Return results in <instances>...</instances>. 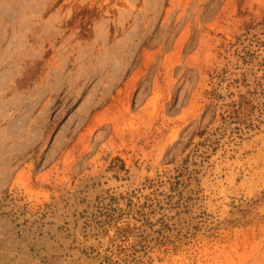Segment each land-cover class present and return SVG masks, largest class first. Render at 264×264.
Listing matches in <instances>:
<instances>
[{
    "label": "rangeland",
    "instance_id": "rangeland-1",
    "mask_svg": "<svg viewBox=\"0 0 264 264\" xmlns=\"http://www.w3.org/2000/svg\"><path fill=\"white\" fill-rule=\"evenodd\" d=\"M244 72L264 0H0V264H264Z\"/></svg>",
    "mask_w": 264,
    "mask_h": 264
},
{
    "label": "trees",
    "instance_id": "trees-1",
    "mask_svg": "<svg viewBox=\"0 0 264 264\" xmlns=\"http://www.w3.org/2000/svg\"><path fill=\"white\" fill-rule=\"evenodd\" d=\"M241 75L242 78L240 80H234L241 87V91L234 98L222 104V113L220 114L221 120L234 124L237 131L249 130L256 125L253 117L254 103L264 96V85L259 92L257 86L247 80V74L245 72ZM131 230L129 226H122L117 228L116 235H126Z\"/></svg>",
    "mask_w": 264,
    "mask_h": 264
}]
</instances>
